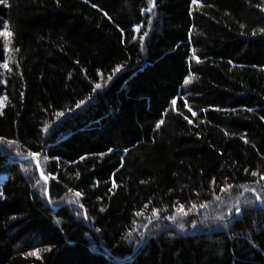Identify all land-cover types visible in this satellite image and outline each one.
Here are the masks:
<instances>
[{"label":"trees","instance_id":"1","mask_svg":"<svg viewBox=\"0 0 264 264\" xmlns=\"http://www.w3.org/2000/svg\"><path fill=\"white\" fill-rule=\"evenodd\" d=\"M154 4L0 0V264H264V0Z\"/></svg>","mask_w":264,"mask_h":264},{"label":"snow or ice","instance_id":"2","mask_svg":"<svg viewBox=\"0 0 264 264\" xmlns=\"http://www.w3.org/2000/svg\"><path fill=\"white\" fill-rule=\"evenodd\" d=\"M150 2L152 3V5H153V7L155 6V4H154V0H150ZM192 2L194 3V4H196V3H198V0H192ZM93 7H95V5H93ZM3 26L5 27V28H7L8 27V25H7V22H3ZM262 31H264V30H262ZM9 34L8 33H6V32H0V36H8ZM145 35H147V33H145ZM9 49H7V48H5L3 51H8ZM3 51H0V57H2L3 56ZM18 51V50H17ZM0 67H3L5 70H8L9 69V66H8V63L7 62H5L4 64H2V65H0ZM187 82V81H186ZM97 89L98 88H100L101 87V85L100 84H96V86H95ZM95 90V89H94ZM84 103V101H81L80 102V104H83ZM173 103H175V101H173ZM80 104H77V107H79L80 106ZM60 115H63V113H60ZM193 115H195V113H193ZM158 127H159V123H158V125H157ZM9 143H14V142H9ZM109 151H112V149H109ZM125 151H127V149H125ZM38 154H36V153H29L28 154V156H25L24 157V159H29L30 157H36ZM256 173H253V175H255ZM45 179H47V177H44ZM262 178H264V177H262ZM214 182V181H213ZM221 191H224V189H221ZM0 195H2V194H0ZM76 195L77 196H79L80 195V193H76ZM261 198L259 197V196H257V200H260ZM81 207H83L82 205H81ZM145 207H147V206H145ZM192 207L193 208H195V205H192ZM183 208V205H181V209ZM154 211V213H155V209L153 210ZM236 211L237 212H240V209L239 208H237L236 209ZM142 213L141 212H138L137 213V215H141ZM185 215L187 214V213H184Z\"/></svg>","mask_w":264,"mask_h":264},{"label":"bare ground","instance_id":"3","mask_svg":"<svg viewBox=\"0 0 264 264\" xmlns=\"http://www.w3.org/2000/svg\"><path fill=\"white\" fill-rule=\"evenodd\" d=\"M58 202H59V200H58ZM50 207V206H49ZM63 209V208H62ZM56 222V221H55ZM74 246V245H73ZM49 249H50V247H49ZM53 249H55V248H53ZM53 249L51 250V251H53ZM47 251V250H46ZM48 253V252H47ZM80 253V252H79ZM75 256V255H74ZM78 262V261H77Z\"/></svg>","mask_w":264,"mask_h":264}]
</instances>
